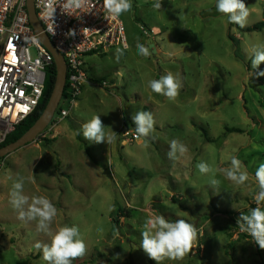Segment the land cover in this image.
Returning a JSON list of instances; mask_svg holds the SVG:
<instances>
[{"label":"rangeland","instance_id":"1","mask_svg":"<svg viewBox=\"0 0 264 264\" xmlns=\"http://www.w3.org/2000/svg\"><path fill=\"white\" fill-rule=\"evenodd\" d=\"M154 2L132 0V10L118 17L127 47L86 57L89 80L69 115L0 159V264H47L35 244L49 236L35 221H20L9 202L20 177L25 195L55 205L52 231L79 228L86 252L73 264H155L140 248L143 223L154 214L198 229L192 252L163 264H264V250L237 226L241 213L257 207L255 170L264 163V63L252 67L264 29L241 32L216 11V0H162L159 10ZM244 3L246 27L261 22L264 0ZM147 40L156 56L138 54L137 43ZM168 72L183 82L174 101L148 87ZM139 111L152 113L155 128L131 142L125 133H136ZM94 115L116 133L113 143L84 139L82 125ZM173 139L188 148L175 161L167 155ZM233 157L249 173L242 185L222 171ZM202 161L207 174L196 167ZM213 178L220 181L215 189Z\"/></svg>","mask_w":264,"mask_h":264},{"label":"clouds","instance_id":"2","mask_svg":"<svg viewBox=\"0 0 264 264\" xmlns=\"http://www.w3.org/2000/svg\"><path fill=\"white\" fill-rule=\"evenodd\" d=\"M87 3L88 0H63L59 8L62 13L69 15L86 7ZM103 7L108 16L119 17L132 10V0H103ZM153 7L157 10L161 9L162 0H155ZM215 7L218 13L227 16L229 23L236 24L240 28L246 27L250 10L244 0H216ZM56 9V7L46 9V14L53 21ZM74 34L73 30H69L68 35ZM137 50L139 55L145 57L150 54L148 47L140 43H137ZM261 63H264V45L253 49L252 67L256 69ZM258 75L264 76V71L259 72ZM148 87L153 93L174 101L180 94L183 82L178 74L168 72L159 79L150 80ZM132 121L138 137L148 138L153 133L155 120L151 112L139 111L132 117ZM82 135L84 139L97 144H111L116 139L115 132L105 131L99 115H94L82 125ZM187 152L188 148L185 144L173 139L167 155L170 160L175 161L178 156H183ZM196 167L201 174L211 171L210 166L203 161ZM222 171L226 179L238 185L244 184L249 178V173L236 157L231 159V167ZM255 180L258 186L254 197L257 207L252 208L248 214L241 213L237 219V226L241 232L251 236L252 241L261 250H264V163L256 168ZM219 184L220 181L217 179L210 180L213 189ZM9 202L20 221H35L37 230L49 236V243L35 244L36 249L42 250V258L47 264H73V261L84 256L86 244L81 238L79 228L65 224L52 231L51 224L57 215L55 205L45 196L25 195L23 177L13 183ZM141 237L140 248L147 257L155 261V264H163L165 260H183L190 254L197 243L198 229L184 219L168 220L161 214H154L145 219Z\"/></svg>","mask_w":264,"mask_h":264},{"label":"built area","instance_id":"3","mask_svg":"<svg viewBox=\"0 0 264 264\" xmlns=\"http://www.w3.org/2000/svg\"><path fill=\"white\" fill-rule=\"evenodd\" d=\"M62 2L33 0L37 19L66 66L65 87L54 122L69 115L89 80L86 57L127 44L122 22L107 15L103 0H88L86 7L69 15L61 12ZM50 7L57 8L54 21L46 14ZM69 30L75 34L68 35ZM52 63L29 25L26 0H0V145L39 105ZM125 136L131 142L139 139L135 132L127 131Z\"/></svg>","mask_w":264,"mask_h":264},{"label":"water","instance_id":"4","mask_svg":"<svg viewBox=\"0 0 264 264\" xmlns=\"http://www.w3.org/2000/svg\"><path fill=\"white\" fill-rule=\"evenodd\" d=\"M26 12L29 25L38 43L51 55L55 67V78L52 92L48 102L34 124L17 140L0 148V159L7 157L18 149L33 143L37 137L50 125L58 104L63 95L66 82V66L62 55L55 49L48 36L45 34L42 25L37 19L33 0H26ZM147 47L152 55L156 56V50L151 40H148Z\"/></svg>","mask_w":264,"mask_h":264},{"label":"trees","instance_id":"5","mask_svg":"<svg viewBox=\"0 0 264 264\" xmlns=\"http://www.w3.org/2000/svg\"><path fill=\"white\" fill-rule=\"evenodd\" d=\"M262 21L258 22L256 24H254L251 27H246V28H240L241 32H260L264 29V13L262 16ZM54 78H55V67L54 64L52 63L51 66L48 68L47 70V76H46V82H45V88H44V92H43V97L39 103V105L37 106V108L35 109V111L29 115L14 131V133H12L7 139L6 141L0 145V148L3 146H6L7 144L14 142L15 140H17L19 137H21L33 124L34 122L38 119V117L41 115V113L43 112L49 96L52 92L53 89V84H54ZM60 108L57 109L56 113L57 114L59 112ZM228 132H236V133H241L240 130L238 129H227ZM204 135L206 136V133L204 131ZM207 141H210L207 137H206Z\"/></svg>","mask_w":264,"mask_h":264},{"label":"crops","instance_id":"6","mask_svg":"<svg viewBox=\"0 0 264 264\" xmlns=\"http://www.w3.org/2000/svg\"><path fill=\"white\" fill-rule=\"evenodd\" d=\"M147 42H148V40H147ZM151 42H152V41H151ZM152 43H153V42H152ZM153 44H154V43H153ZM146 47H147V45H146ZM154 48H155L156 52H158V53H159V49H157V47H156V45H155V44H154ZM87 83H88V82H87ZM87 83H86V84H87ZM86 84H85V85H86ZM85 85H84V87H85ZM84 87H83V89H84Z\"/></svg>","mask_w":264,"mask_h":264}]
</instances>
